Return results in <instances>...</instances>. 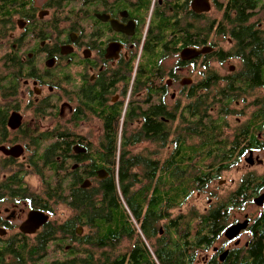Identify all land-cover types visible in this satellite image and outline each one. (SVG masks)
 I'll use <instances>...</instances> for the list:
<instances>
[{"label":"flooded vegetation","instance_id":"1","mask_svg":"<svg viewBox=\"0 0 264 264\" xmlns=\"http://www.w3.org/2000/svg\"><path fill=\"white\" fill-rule=\"evenodd\" d=\"M263 14L264 0H0V239L30 240L44 228L57 230L66 220L51 224L48 218L34 232L21 230L30 212L53 213L39 209L38 197L46 198L27 178L37 176L44 188L87 189L86 180L106 178L112 169L104 139L117 127L120 143L139 141L130 148L152 142L166 150L163 159L147 156L159 171L181 166L182 146H197L185 155L193 157L192 172L208 178L203 188L242 160L261 164ZM200 94L218 124L221 150L217 143L198 149ZM248 176L264 172L243 174L218 204ZM261 195L264 189L254 204ZM248 201L239 199V208ZM246 219L236 238L225 237L227 227ZM251 223L248 214L230 223L207 249L212 256L196 253L194 264L222 262L246 247Z\"/></svg>","mask_w":264,"mask_h":264},{"label":"trees","instance_id":"2","mask_svg":"<svg viewBox=\"0 0 264 264\" xmlns=\"http://www.w3.org/2000/svg\"><path fill=\"white\" fill-rule=\"evenodd\" d=\"M207 101V95H199L195 132L200 140L198 149L206 150L217 143L221 150L222 141L216 135L218 124L209 119ZM117 130L109 140L104 139L112 165L106 178L93 180L87 189L63 188L60 183L46 186V200L38 197L40 210L47 212L51 201H61L74 215L52 234L50 228H44L34 239H0V264H194L197 251L207 250L230 224L231 210L242 205L237 201L252 200L264 189V176H248L227 203L210 208L196 221L184 216L172 218L171 210L181 207L194 190L202 189L208 181L204 172H192L193 157L185 155L186 150L197 146H182L183 155L178 161L181 166L172 169L168 165L159 171L157 161L131 154L130 146L139 141L123 139L120 143ZM232 158L220 156L222 161ZM77 227L87 229L86 233L78 235ZM248 229L251 237L246 247L231 250L222 262L214 257L207 264H264V209ZM142 238L154 240L151 250ZM123 239L135 241L128 251L115 253ZM53 243L57 248L65 243H71V247L62 258L50 260Z\"/></svg>","mask_w":264,"mask_h":264},{"label":"rangeland","instance_id":"3","mask_svg":"<svg viewBox=\"0 0 264 264\" xmlns=\"http://www.w3.org/2000/svg\"><path fill=\"white\" fill-rule=\"evenodd\" d=\"M263 22H264V14H263ZM264 26V24H263ZM215 68V71H218L220 73H224L227 69L223 66H213ZM94 144H97L98 141L93 140ZM132 154H142L146 156H152L154 159H163L167 152L164 149H161L158 144H154L152 142H142L138 144L135 147H132L131 149ZM259 159L262 161L261 164H256L254 167L248 166L243 160L235 167H233L230 171L222 172L218 178L214 179L208 186L203 188L202 190H194L191 194V196L186 200V202L178 208H174L171 210V217L175 218L178 216H184L185 218L189 217H196L197 214L200 213H206L210 208L216 206L218 202L221 200L226 199L229 194L236 188V185L240 179V177L247 173V172H254V173H263L264 172V154H261ZM30 177L27 178L28 183L32 187V190L38 195L43 196L44 187L42 186V183L40 179L35 175H29ZM2 178V174L0 173V181ZM51 207L53 209V213L50 214V223H60L63 222L71 216L74 215L73 211L66 206L64 203L56 202L52 203ZM262 211V208L255 205L252 200L248 201L241 209L236 208L230 212V215L228 217V223H232L234 221H241L243 219L244 214H248L252 220L256 218L260 212ZM196 221V218L194 219ZM164 224V222H162ZM161 223V225H162ZM79 228V227H78ZM162 229V228H161ZM87 229L82 230V234L86 233ZM162 235V234H161ZM249 239V235L246 233L242 237V245L244 241ZM144 243L148 248L151 250V245L154 242L147 241L146 239L142 238ZM135 241H129L127 239H123L120 246L116 250L115 253H123L125 251H128L133 242ZM59 242V241H58ZM61 244V243H60ZM68 247V248H67ZM71 247V243H65V245L56 247V244L53 243L50 246L48 257L50 260L55 259L54 257L62 258L63 252L66 251ZM57 249V250H55ZM55 250V251H54ZM56 252V253H55ZM197 255L199 257L203 256H212L211 250L207 251H198ZM195 264H203L202 262L196 261Z\"/></svg>","mask_w":264,"mask_h":264},{"label":"water","instance_id":"4","mask_svg":"<svg viewBox=\"0 0 264 264\" xmlns=\"http://www.w3.org/2000/svg\"><path fill=\"white\" fill-rule=\"evenodd\" d=\"M188 53L186 52L184 55H187ZM189 55V54H188ZM105 175H99L100 179H103ZM91 185V182L89 180H86L82 184V188H88ZM264 201V195H261L260 197L255 199V204L256 205H262ZM49 216L46 215L45 213L41 211H33L30 212L28 219L23 223L21 230L25 233H31L34 232L39 226L42 224L46 223L48 221ZM249 221L246 219L243 222H237L229 227L226 228L224 235L227 239L232 240L238 236L240 231L244 230L247 228ZM83 228L79 227L77 228V233L78 235L82 234ZM0 234H2V231H0ZM225 258V253L222 255L221 260Z\"/></svg>","mask_w":264,"mask_h":264}]
</instances>
